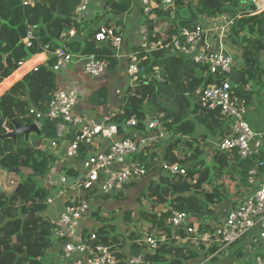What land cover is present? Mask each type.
Listing matches in <instances>:
<instances>
[{
	"label": "trees",
	"instance_id": "1",
	"mask_svg": "<svg viewBox=\"0 0 264 264\" xmlns=\"http://www.w3.org/2000/svg\"><path fill=\"white\" fill-rule=\"evenodd\" d=\"M41 1L0 0V83L19 68V63L26 62L45 50L51 53L64 47L73 55L108 59L112 47L108 43L98 44L94 41V34L98 29L95 26L107 15H129L133 8L131 0H103L101 14H97L92 20L77 22L73 11L79 0H50L54 5V12L47 2ZM172 1V6L163 8L159 5L158 9L152 11L155 21H145L150 30L156 28L160 33L171 37L180 28L200 25L197 22L199 17L210 20L223 13L227 15L231 6L239 5L240 8L238 0ZM240 10L253 12L255 6L248 4ZM114 20H109L104 25L108 27L120 23L119 20ZM71 29L75 30L73 38L68 36ZM28 32L31 33V39L29 45H26L23 40ZM227 32L230 43L238 47L237 56L244 74V81L239 86H234V90L247 105L251 93L245 91V87L253 85L264 88V79L261 77L264 70L259 66L260 53L264 49V11L254 15H241ZM138 58L139 67L143 70L139 76L140 82L126 92L123 115L117 117V122H125L134 116L138 120L137 128H143L145 121L157 113H163L164 128L176 138L167 146L162 156L163 162L185 168L190 162L193 165L186 168L184 177L169 176L161 170L158 180L142 192L145 194L138 198V203L139 218L141 222L147 223L141 227L146 231L143 234H137L129 228L123 234H116L112 225L115 215L112 212L103 214L94 210L92 217L94 216L93 222L97 223V228H84L94 229L98 242L105 245L121 248L131 243V255L148 251L145 245L136 244V240L142 241L146 236H153L157 229L164 226L171 210L188 213L200 223L201 230L216 228L221 219L214 215L213 207L220 206L231 196L238 194L240 186H246L248 169L257 160L264 162L263 151L249 161H240L235 154L230 155L217 149L211 152L208 160L204 158L203 155L207 152V135L218 140L229 134V125L223 116L218 111H208L200 105L201 91L215 82L205 66L197 65L168 50L154 51L146 56L139 55ZM35 62H29L30 67ZM112 62L113 60H109L108 63L110 70ZM53 65L54 60L50 59L38 66L0 97V135L5 134L3 122L10 130L13 129V123L18 126L32 124L33 118L28 115L29 108L40 111L47 108L49 95L56 86L57 74L52 71ZM28 69L16 71L10 78H13L11 82L20 79ZM155 77L169 85L156 86ZM180 83H183L188 97L194 101L193 108ZM7 86L0 87V94ZM26 97H29L28 102L24 101ZM105 101V89H100L89 98V103L93 106L104 105ZM146 111L152 114L148 116ZM197 125L204 128V133L196 135ZM54 135L53 124L43 122L39 137L30 134L27 141L23 135H19L16 141L0 140V172L14 169L29 171L28 175H21L18 187L12 193L0 192V264H48L46 254L53 246L54 239L52 228L41 213L47 208L44 201L50 190L42 184L38 185L37 180L48 175L54 158L38 147L42 139H52ZM33 136L38 137L37 141L32 142ZM152 155L145 163L148 173L159 165L160 157L156 159ZM98 200L100 199L94 201ZM158 208L162 210L159 214L156 213ZM90 221L92 220L89 219ZM123 221L129 227L130 213L124 214ZM214 252V248L206 250L176 247L173 243L166 242L160 244L155 251L147 252L146 259L151 264H189L197 259L205 260ZM219 257L214 256L207 264H220ZM239 259L240 252H236V259L226 264H238Z\"/></svg>",
	"mask_w": 264,
	"mask_h": 264
},
{
	"label": "built area",
	"instance_id": "2",
	"mask_svg": "<svg viewBox=\"0 0 264 264\" xmlns=\"http://www.w3.org/2000/svg\"><path fill=\"white\" fill-rule=\"evenodd\" d=\"M93 1L79 0L73 11L77 22ZM138 1L144 22L140 26V46L128 54V75L132 85L130 88L140 82L139 76L143 72L139 67V55L146 56L154 51L168 50L197 65L205 66L215 82L201 91L200 105L205 110L218 111L229 125L228 136L217 140L216 149L230 155L235 154L240 161L257 157L262 152L264 132L252 129L247 116V105L235 93L232 76L239 65L222 42L223 35L228 34L227 25L216 29L191 25L178 29L174 35L168 37L156 28L150 30L145 21H155L152 11L158 9L159 5L168 8L173 1ZM238 1L246 5L253 4L255 10L251 14L262 12V0ZM217 31H220L218 40L211 45L209 39ZM122 34L120 26L101 25L94 34V41L98 44L108 43L112 48H117L122 43ZM68 36L74 37L75 30L71 29ZM30 39L31 33L28 32L23 44L29 45ZM50 55L54 60L52 71L55 74L65 70L74 58L82 62L85 75L92 79L101 78L108 67L104 60L92 55H73L64 47L55 49ZM23 65L24 63L18 64L19 67ZM116 93L120 95V92ZM49 96L44 111L31 107L28 115L33 118V124L39 131L43 122L54 126V137L40 145L39 150L54 158L50 172L42 179L43 186L50 190L44 203L51 208L57 202L63 201L61 211L54 217L46 218L58 247L60 264H151L146 259V253L155 251L160 244L166 242L173 243L176 247L188 246L206 250L214 248V254L200 263L206 264L214 256L231 254L233 247L243 241L250 248L243 264H264V162L258 160L247 172L248 194L224 214L220 224L213 230H201L200 223L191 215L184 211L171 210L164 226L157 229L153 236H146L142 241L136 240V244L145 245L148 251L131 255L124 251L130 249L131 243L119 248L98 242L94 229L86 230L81 223L86 219L94 220V200L103 197L115 198L147 175L145 163L151 156L149 146L167 135L163 126L164 114L157 113L144 122L145 131L155 133L154 136H141L133 131L138 124L134 116L125 122H117V117L122 114L119 110L100 117L77 114L75 108L80 96L74 89L55 86ZM2 128L5 133L12 131L5 122L2 123ZM121 129L124 130L123 133ZM139 155L141 156L138 158ZM61 159L72 163L80 162V168H71L69 165L57 167L58 160ZM158 166L160 171L169 176L186 175L185 167L170 166L162 158L159 159ZM18 183L11 180L9 186L15 189ZM144 232L146 231H137V234Z\"/></svg>",
	"mask_w": 264,
	"mask_h": 264
},
{
	"label": "crops",
	"instance_id": "3",
	"mask_svg": "<svg viewBox=\"0 0 264 264\" xmlns=\"http://www.w3.org/2000/svg\"><path fill=\"white\" fill-rule=\"evenodd\" d=\"M103 3H104L103 0H94L92 5L90 6L88 11L86 12V14H84L80 18L79 22L83 21V20H92V19H94V17L97 14H101L102 10H103ZM132 4H133V8H132V11L129 15H123V16H119V17L107 15L102 20V22L98 24L99 26H101V25H104L105 22H108L109 20L111 21V20L115 19L114 21H116V20L120 21V23L117 24V26H120L122 28V32H123L122 43L117 48H111L110 49L111 56L109 57L110 59L108 58V59L104 60L107 63V66L109 65L108 64L109 60H113L111 70H110V67H109V69L107 67L106 73L101 78L92 79V78H89L85 75V73L83 71L82 62L79 61L77 58H74L73 61L69 64V66L65 70L57 73L56 86L59 88L74 89L80 96V101L75 108V112L77 114L85 115V116H89V117H100L102 115L110 114L116 110H119L122 112L121 115H123V105H124V98H125L124 96H125L126 92H128L130 85H131V81H130V78L128 75V65H129L128 54H130L131 52H134L140 46V26L143 23V17L141 14V7L139 4V1L133 0ZM244 8H246V7L240 6V9H244ZM263 11H264V7L262 9V12ZM243 14L254 15V14H251L250 11L249 12L248 11L241 12V10L237 14L234 13L233 17L230 18L228 25L226 26L227 31L229 29V26H231L234 23L235 19L239 18ZM223 15H225V14L223 13ZM99 16H101V15H99ZM219 16H222V14H220L216 18H212L210 20H208L206 17H203V19L206 21L201 26H203L205 29L212 28V27H213V29H216V28L221 27L223 25V22ZM111 22H113V21H111ZM97 26H95V27L98 28L99 26L98 27ZM219 32L220 31H217L215 33L213 32L214 35H212L209 39V43L211 45H214L215 42L218 40ZM81 34L83 37H85L83 32ZM222 38H223L222 39L223 45L225 48H227V40H226L227 34L225 36L223 35ZM232 45L237 47L235 44H232ZM50 59H53L51 57L50 53L43 52L41 54H37V55L33 56L28 61L23 62L24 65L22 67H19L16 71H19L20 69H24L25 65L27 63L34 61V60L36 61L28 70H26L23 73V75L20 77V79L11 82V84L9 86H7L8 84L5 85V81L9 80L16 71H14L8 78L2 80V82L0 83V87H2L4 85L7 87L4 88V90L0 94V97L2 95H4L11 88V86L14 83L20 81L27 73L31 72L34 67L36 68L40 65H43ZM259 62H260L259 63L260 68L262 70H264V49L260 53ZM241 68H242V63H239L238 69L235 70L234 73H236L238 71L242 72ZM261 77H262V79H264V75H261ZM100 89L106 90L105 104L100 105V106L90 105L89 98L93 94H95V92L99 91ZM245 89H246L245 91H247L248 93H251V99H250L249 103L247 104V108H248V115L247 116H248L249 123H250V125L254 131L264 132V88L260 89V87L251 85V86L245 87ZM116 92H120V95H118ZM254 98H258V99L256 100L255 104H252ZM241 99H243V98H241ZM200 127L201 128H198V125L196 126V130H195L196 135L204 133V128L202 126H200ZM164 130L167 133L166 137L163 139H157L155 142H152V144L149 146V149H150L149 154L150 155L153 154L152 156H154V155L156 156V154H157L156 151H158V150H161L158 153H161V154L163 153V155H164L165 150H166L167 146L169 145V143L173 142L176 139L175 136L171 132L167 131L165 128H164ZM133 131H137L141 136H154L155 135V133H147L145 131V126L143 128H137L136 127L135 129H133ZM123 132H124V130L121 129V133H123ZM216 142H217V138H213V137L207 135L206 144H207V151L208 152H212L214 149H216ZM262 142H263L262 151L264 152V135L262 137ZM208 155L210 156L211 153ZM162 156L160 157V159L162 158ZM66 165L71 166V168L72 167L80 168L81 164H80V162L72 163V162L67 161L65 159L58 160L57 167H62V166H66ZM149 173L153 174L152 177H150L146 181H144V183L137 189L136 193L132 196L133 202L131 205H129L130 207L133 206V203L135 205H137L136 202L138 200V196H139V193L141 191L145 190L151 183H154L158 180V178L160 176L159 166H158L157 172H155V170H152ZM149 173H147V174H149ZM0 174H3L4 177H7L5 171L0 172ZM10 178L11 177H9V176H8V179L6 178L7 180H5V178H0V186L1 187L13 189L12 191H9L8 194L12 193L15 190L13 187L9 186V182L11 180H14V179H12V178L10 179ZM14 181H18V180H14ZM138 182H136L135 184H137ZM135 184L126 188L123 193L119 194L115 198H109V197H105L106 199L104 197L99 198L100 200H98V203H95L97 201H93V203H92L93 204V210L102 211L101 209L104 210V208L108 206L107 204L111 203L112 201H117L116 203H120L118 206L122 205L123 203H125V199L127 197L128 191L133 186H135ZM240 189H241V191L238 194H234L233 196H231L230 199L224 201L220 206L213 207V209L215 210L214 211L215 216H217L218 218L221 219L227 211H229L230 209L235 207V205H237L249 192L247 185L246 186H244V185L240 186ZM1 193L7 194V192H1ZM233 193H235V189H234ZM102 200H104V201H102ZM102 202H104L105 204H103ZM94 203H95V205H94ZM62 207H63V201H59L56 203L55 206L51 207L53 209H56V211H54V213H53L54 215H52V217L56 216L57 213H59L61 211ZM118 208L119 209L110 208L112 210H108V211H109V213L112 212L116 217H117L116 214H118V213H119V215L122 214V216H124L125 213H128L126 211L129 210V208L128 209L127 208L125 209V207L123 209L120 207H118ZM102 213L105 214L108 212H105V213L102 212ZM93 221L85 222V223H82L81 225H82V227L92 228V227H94V225L97 224ZM86 224H89V225H86ZM48 251L46 254V261L48 262V264H50L48 261V257H47V255L49 253ZM124 251L126 254H131L130 249H128V250L124 249ZM236 252H240V256H241V259L238 260V264H241V263L243 264V262H241V260H243L246 257L247 252L248 253L250 252V248H249V246H247L246 242L243 241V242H240L233 247V251L230 254V256L234 255V259H236ZM53 257L55 259H57L56 252H54ZM231 261H232V259H231ZM55 264H60V263L57 262Z\"/></svg>",
	"mask_w": 264,
	"mask_h": 264
},
{
	"label": "rangeland",
	"instance_id": "4",
	"mask_svg": "<svg viewBox=\"0 0 264 264\" xmlns=\"http://www.w3.org/2000/svg\"><path fill=\"white\" fill-rule=\"evenodd\" d=\"M240 4H244V3H240ZM240 12V8H239V5H234V6H231V7H229L228 8V14L225 16V15H223L222 14V16H219L221 19H222V22H223V25H228V22H229V20H230V18H232L233 17V14L234 13H239ZM84 14H86V12L84 13ZM83 14V15H84ZM82 15V16H83ZM205 21L206 20H204L203 18H201V17H199L198 18V20H197V22H199V24L200 25H202L203 23H205ZM230 27V26H229ZM227 51L234 57V59H235V61H236V63L239 65V63H240V60H239V57L237 56V51H238V47H235V46H233L231 43H230V41H229V38L227 37ZM258 98H254V100H253V102H252V104H255L256 103V100H257ZM146 114H148V116H150L152 113H148L147 111H146ZM198 128H201L199 125H198ZM38 136V135H37ZM39 137V136H38ZM38 137H32V142H34V140L35 141H37V139L36 138H38ZM47 141V139H42V141L40 142V145H44L45 144V142ZM161 150H158V151H156L157 152V154H156V156H153V158H159V157H161L162 155H163V153L161 154V153H158V152H160ZM211 152H206V154H204L203 156H205L204 158L205 159H209L211 156H209L208 154H210ZM207 156V157H206ZM207 160H205V161H207ZM157 169H158V166H157V168L156 169H154L155 170V172H157ZM6 173V176L7 177H4V175L3 174H0V178H5V180H7L8 179V176L9 177H11L12 179H14V180H20V177H21V175H23V176H25V175H28L29 174V171H27V170H18V172H17V174H12V172H8V171H6L5 172ZM11 175V176H10ZM152 175L153 174H147V175H145L137 184H135V186H133L129 191H128V194H127V197H126V199H125V203H123L122 205H120V206H118L120 203H116L117 201H112L111 203H109V204H107L108 206L107 207H105L104 208V210L103 209H101L102 211L101 212H108L109 213V211L108 210H112V209H110V208H114V209H119L118 207H120V208H124L125 207V209L127 208H129V210H127L126 212H128V213H130V216H131V223L129 224V227H127V224L123 221V216H122V214L121 215H119V213L118 214H116L117 215V217L115 216V219H114V221L112 222V225L114 226V230H115V233L116 234H123V233H125L126 232V229L127 228H129L130 229V231L131 230H134V232H137V231H144L141 227H143L144 225L146 226V224L144 223V222H141V219L139 218V209H140V203H138V200H137V205H135L134 203H133V206L132 207H130L129 205H131L132 204V196L136 193V191H137V189L144 183V181H146L148 178H150V177H152ZM7 178V179H6ZM10 178V179H11ZM4 180V179H3ZM37 183H38V185H43V181L42 180H37ZM51 188H53V187H51ZM13 189L12 188H3V187H1L0 186V192H7V194H8V192L9 191H12ZM142 192H144V190L143 191H141L140 193H139V196H138V198L139 197H141V196H144V194L145 193H142ZM95 203H98V201L97 202H95ZM95 203H94V205H95ZM103 204H105L104 202H102ZM129 206V207H128ZM146 206L147 207H150L151 208V206H149L148 204H146ZM110 207V208H109ZM153 208V207H152ZM54 211H56V209H53V208H49V207H47L46 208V210L43 212V213H41V216L42 217H52V215H54L53 213H54ZM162 210H161V208H158L157 210H156V213L157 214H159L160 212H161ZM108 213H105V214H108ZM110 214V213H109ZM122 216V217H121ZM85 222H89V220L88 219H86V220H84L82 223H85ZM81 223V224H82ZM86 225H89V224H86ZM95 226V228H97V225H94ZM58 247H57V244H56V242L53 240V246L49 249V253H48V255H47V257H48V261H49V263L50 264H55V263H57V262H61V259L59 258V251H58V249H57ZM54 252H56V255H57V259H55L54 257H53V254H54ZM228 253H225V254H223V255H221L219 258H220V264H226V263H229L230 261H231V259L232 260H234V255L233 256H230V254L229 255H227ZM243 254V253H242ZM244 255V254H243ZM55 256V255H54ZM230 256V257H229ZM203 261V259H197V260H195V261H192V262H190L189 264H200L201 262ZM241 262H244L243 260H241ZM238 263V262H237ZM207 264V263H206ZM242 264V263H241Z\"/></svg>",
	"mask_w": 264,
	"mask_h": 264
},
{
	"label": "water",
	"instance_id": "5",
	"mask_svg": "<svg viewBox=\"0 0 264 264\" xmlns=\"http://www.w3.org/2000/svg\"><path fill=\"white\" fill-rule=\"evenodd\" d=\"M48 3L51 10L54 12L55 8L53 3L50 0H42L41 3ZM241 7H246V4H240ZM244 81V75L243 72L238 71L236 73L233 74L232 76V84L234 86H239L242 82ZM154 84L156 86H168L169 83L168 82H162L161 80H159L157 77L154 78ZM182 87V90L184 92V95L187 97V99L190 102L191 108L194 107V101L190 99V97H188L187 91L184 88L183 83L179 84ZM25 102L29 101V97L24 98ZM30 134H36V135H40V131L38 130V128L35 126V124H25L23 126H18L15 123H13V129L11 132H6L5 134H1L0 135V140H6V139H11L13 141H16L17 137L19 135H23L25 138V141L28 140V137ZM191 165H193V162H190L188 164H186V168H189ZM8 172H12L13 174H17L18 169H14L13 171H8ZM18 187V186H17Z\"/></svg>",
	"mask_w": 264,
	"mask_h": 264
},
{
	"label": "bare ground",
	"instance_id": "6",
	"mask_svg": "<svg viewBox=\"0 0 264 264\" xmlns=\"http://www.w3.org/2000/svg\"><path fill=\"white\" fill-rule=\"evenodd\" d=\"M261 6L264 7V0H262ZM25 68H30V63H27V64L25 65ZM12 80H13V78H12V79H9V80H7V81H5V85H6V84H9ZM5 85H4V86H5ZM4 86H3V87H4Z\"/></svg>",
	"mask_w": 264,
	"mask_h": 264
}]
</instances>
